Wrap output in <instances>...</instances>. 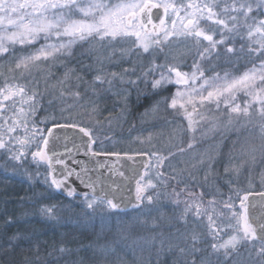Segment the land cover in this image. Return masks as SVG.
<instances>
[{
	"label": "snow or ice",
	"instance_id": "obj_1",
	"mask_svg": "<svg viewBox=\"0 0 264 264\" xmlns=\"http://www.w3.org/2000/svg\"><path fill=\"white\" fill-rule=\"evenodd\" d=\"M153 8L163 9L166 17L169 13L175 17L171 19L170 27L165 19H159L158 25L153 23ZM241 27L246 29L249 41L246 54L261 58L259 63H253L250 69L238 76L228 72L223 75L216 72L207 76L203 64L219 58L221 50L226 54L236 55V49L230 41L239 35ZM131 37L135 38L132 48L117 50L112 46L121 39ZM181 38L185 41L192 40L196 49L190 72L182 71L179 63L158 64L155 56L136 79H131L137 72L135 66L123 68L120 72L105 71L106 62L119 64L125 57L132 55H151L156 49L163 52L172 39ZM41 40L44 42L40 43ZM91 40L101 42L103 49H90V55L95 57L99 66L91 85L95 99L81 103L84 100L82 92L65 87L70 77V73L66 72L64 78L53 86L59 93L58 96H53V100L58 99L64 104L60 109L62 114L68 113L61 118L71 120L73 109L86 106L87 114L92 117L100 111V89L104 85H107L104 91H111L116 82L138 86L139 82L149 83L148 77L151 76L150 88L156 95H162L170 86H175V91L170 96L163 97V102L168 108L184 114L188 120V130L192 133L197 131L201 122L208 125L209 132H216L232 125L234 120L238 121L241 117L250 118V108L259 105L256 114L261 121L260 143L249 145L244 149V154L253 163L257 154L264 160V0H186L181 3L176 0L158 3H153L152 0H0V57L11 54V48L17 44H39L31 54L18 58L15 62L16 69L29 71L39 62L62 56L71 57L74 45ZM190 51L191 49L187 50ZM240 51L245 52L243 44ZM167 59L166 55L165 60ZM23 74L21 72V76ZM240 92L251 97V102L244 107L236 103ZM42 98L43 93L38 86L30 89L27 84L6 83L0 88V151L6 154L8 161L19 167H23L30 154L37 171L32 173L25 168L23 171L27 178L39 180L41 174L38 169L41 165H46L49 171L44 182L49 187L61 189L64 182L52 175L54 165L64 163L60 154L49 147L54 140L59 139L54 136L53 128L78 127L89 138L90 150L96 140L92 130L81 127L76 122L61 124L54 114L45 115L37 121L35 117L41 111ZM68 98H71L72 103H67ZM53 100H49V104ZM159 104L160 101H157L152 110H158ZM221 105L227 110V124L216 114L222 111ZM49 121L52 127H48ZM108 123H112L111 118ZM41 124L44 125L43 128L39 126ZM33 145L35 150L29 153ZM187 148L192 149L193 144L189 143ZM184 152V148L178 149L179 154ZM93 155L96 153L93 152ZM150 155L155 162L149 165L145 175L137 181V200L146 198L152 204L153 196L144 197L142 193L147 189H157L158 185L167 187L169 180L180 183L177 179L180 173L175 168H172L175 175L161 171L165 167V161L174 158L177 153L169 152L164 155L154 151ZM212 161L211 154L202 156L198 161L209 170L202 178L204 184L209 183ZM68 175H72V172L69 171ZM87 186L93 191L91 200L85 194L87 207L91 209L98 199L95 196V182L89 178ZM181 192L186 193L187 199L183 201L184 209L180 219L187 224V217L191 214L194 222L204 225L207 236L210 237L208 240L202 239L203 234L195 228L188 232L184 236L185 246L178 247L179 254L184 258L183 264H264V193L259 194V208L255 203L249 202L250 193L239 197L237 208L233 197H225L218 188L207 201L204 199L205 191L197 193L189 190L187 185L180 192L173 188L169 194L174 198L173 203H180ZM67 194L73 196L75 193L74 190H68ZM156 198H160L159 192ZM99 202L107 204L110 209L119 207V204L107 197H99ZM53 211V207L48 206L40 209L42 215L50 218ZM19 238L17 234L9 239L4 250L5 256L15 250V241ZM97 239L99 241L100 237ZM164 245L165 242L161 240L160 246ZM65 251L67 250L64 248L60 249L62 253ZM96 251L103 254L109 250L105 245L98 244ZM112 253H115V249H112Z\"/></svg>",
	"mask_w": 264,
	"mask_h": 264
},
{
	"label": "rangeland",
	"instance_id": "obj_2",
	"mask_svg": "<svg viewBox=\"0 0 264 264\" xmlns=\"http://www.w3.org/2000/svg\"><path fill=\"white\" fill-rule=\"evenodd\" d=\"M152 2L158 3L164 2V0H152ZM174 18L169 13V16H164L162 19H165L166 24L170 27L171 19ZM134 39V37L121 39L112 46L117 50L129 49L133 47ZM43 42V40L40 41V43ZM23 46L29 50L16 56H9L0 66V70L3 69L0 71V88L4 87L6 83L27 84L30 89L38 86L39 91L43 93V98L41 99V111H38L35 117L37 121L45 115L54 114L59 123L76 122L81 127L92 130L96 142L92 144L91 150L99 153H147L150 157V164L155 162L150 155L154 151H159L164 155L169 152L177 153L174 158L165 161V167L161 171L175 175L176 173H172V168H175L176 172L180 173L177 177L180 183L169 180L167 187L158 185L157 189L145 190L142 195L144 197L153 196L152 204H149L145 198L138 209L121 213L115 209H110L105 203H100L99 199H97V204L90 209L87 207L85 196H77V198L74 197L75 195L69 196V199L63 202L60 207L61 210L59 209L61 213L71 207H77L75 214L64 218L63 225H71V228L74 227L77 232L92 233L94 235L92 244L105 245L109 250L102 254L103 264H183L184 258L179 254L178 247L185 246L184 236L188 232L195 228L196 231L203 234L202 239H210L204 225L194 222L191 214L187 217V224L180 219L184 209L183 201L187 199V195L181 192L180 203L177 205L173 203L174 198L169 195L173 188L180 192L187 185L191 191L197 193L205 191V201L210 199L218 188L225 197L231 195L234 203H238L239 197L248 192L264 191V160H261L257 154V159L253 163L244 154V149L249 145H259L260 143L259 126L261 121L256 114L259 105H253L250 108L252 112L250 118L241 117L238 121L234 120L232 125L216 132H209L208 125L201 122L197 131L192 133L188 130V120L184 114L168 108L167 104L163 102V97L170 96L175 91V86H172V90L168 93L164 92L162 95L151 97L148 104L143 105L139 113L133 114L134 107L139 106L137 101L141 97L153 95L150 88L152 79L150 76L148 77L149 83L139 82L138 86L116 82L111 91H104L103 89L107 88V85H104L100 89L102 99L98 114L89 117L86 110L87 106L85 108L77 107L71 112L73 119L65 120L61 116H67L68 113L62 114L60 109L64 104L58 99L53 100V96L59 94L58 89L53 88V86L64 78L66 72H69L70 77L65 87L81 91L84 96L81 103L95 99L91 85L99 66L95 62V57L90 55V49L103 50L101 49V42L96 40L78 42L73 46L71 57L62 56L55 60L39 62L32 66L29 71L16 69L15 62L19 57L31 54L35 48L39 47V44ZM188 49L191 51L187 52ZM159 52V49H156L151 55L142 54L125 57L119 64L106 62L105 71L120 72L123 68L135 66L137 72L131 76V79H136L143 68L151 62L153 56H155L158 64L179 63L182 71H191L193 62L188 64V61H194L195 58L193 55L195 46L192 40L172 39L164 47V51ZM186 52L187 54H184ZM166 55L167 61L165 60ZM173 57L176 59L174 60ZM203 67L207 76L216 72L221 75L228 72L233 76H238L251 68L239 72H230L223 69H211L207 63H204ZM21 72L24 73L23 76H21ZM117 92L120 94L117 95ZM49 100H53V103L49 104ZM157 101H160L159 108L153 111V106ZM250 102L251 97L243 92L237 94L236 103H239L241 107ZM67 103H72L71 98L67 99ZM212 108L215 110L214 106ZM221 109L222 111L216 114L221 121L227 124V110L223 108V105H221ZM116 117L120 118L116 119ZM109 118L112 119L111 124L108 123ZM51 125L52 123L49 121L48 126ZM39 126L44 127L43 124ZM189 143L193 144L192 149L187 148ZM179 148H184L185 152L179 154ZM31 150H35V145ZM207 154L213 156V161L209 183L204 184L202 178L209 170L206 166L200 165L198 161ZM18 168L19 166H14L12 162L10 169L14 174H19ZM151 174L149 171V175ZM49 179L51 178L49 177ZM157 192L160 193L159 199L156 198ZM87 199L91 200L93 196L87 195ZM51 219L52 217L48 216L42 218L43 221ZM98 236L100 237L99 241ZM153 238H155V243H153ZM161 240L165 242L164 247L160 246ZM112 249H115L114 254ZM95 256H97L96 251ZM82 258L84 259L81 256ZM56 263L69 264L60 260V257Z\"/></svg>",
	"mask_w": 264,
	"mask_h": 264
},
{
	"label": "trees",
	"instance_id": "obj_3",
	"mask_svg": "<svg viewBox=\"0 0 264 264\" xmlns=\"http://www.w3.org/2000/svg\"><path fill=\"white\" fill-rule=\"evenodd\" d=\"M176 2L181 3L186 0H176ZM230 43L236 49V55L226 54L221 50L219 58L206 62L211 69L239 72L252 67L253 63H259L261 58L246 54L249 41L245 28L241 27L239 35ZM242 44L245 46V52L240 51ZM28 50L29 48L25 46L15 45L11 54L0 57V66L9 56H16ZM192 62L188 61V64ZM171 90L172 86L165 92L168 93ZM155 95L153 93L152 96L141 97L137 101L139 106L134 107L133 114L139 113L142 106L147 105L151 97ZM31 151L30 149L29 153ZM11 165L12 162L7 160L6 154L0 151V264H55L59 257L60 260L69 264H103L102 254L96 251L98 245L92 244L94 239L92 233L77 232L74 227L71 228V225H63L64 218L75 214L77 207H71L63 213L59 211L69 196L60 195L54 187H49L44 182V178L48 176L47 166L39 167L38 171L41 174L39 180H29L23 170L26 168L32 173L37 171V166L32 162L30 154L23 167L18 168L19 174L11 171ZM74 197L77 198V196ZM45 206L54 209L51 220H42L45 215L41 214L40 209ZM17 234L20 237L15 241L17 247L5 256L4 250L7 248L9 239ZM61 248L67 251L62 253ZM81 256L84 259H81Z\"/></svg>",
	"mask_w": 264,
	"mask_h": 264
},
{
	"label": "water",
	"instance_id": "obj_4",
	"mask_svg": "<svg viewBox=\"0 0 264 264\" xmlns=\"http://www.w3.org/2000/svg\"><path fill=\"white\" fill-rule=\"evenodd\" d=\"M151 16L153 23L157 24L165 15L163 9L153 8ZM53 134L59 139L54 140L49 147L60 154V159L64 161L63 164H55L52 173L56 179L64 182L63 188H55L60 195L68 197V190H74L75 196H93L92 188L87 186L90 178L95 182V196L98 199L107 197L119 204L115 209L117 212L141 207L142 200H137V181L149 168L150 157L147 153L114 155L92 151L89 149V138L78 127L53 128ZM69 171L72 175H68ZM248 193L251 194L249 202L259 208V194L264 191Z\"/></svg>",
	"mask_w": 264,
	"mask_h": 264
},
{
	"label": "flooded vegetation",
	"instance_id": "obj_5",
	"mask_svg": "<svg viewBox=\"0 0 264 264\" xmlns=\"http://www.w3.org/2000/svg\"><path fill=\"white\" fill-rule=\"evenodd\" d=\"M154 24H155V23H154ZM149 26H150V25H149ZM149 26H148V27H149Z\"/></svg>",
	"mask_w": 264,
	"mask_h": 264
}]
</instances>
